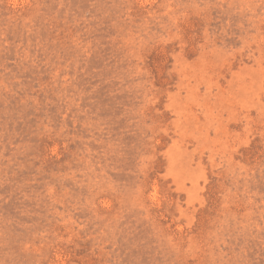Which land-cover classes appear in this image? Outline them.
<instances>
[{"label": "rangeland", "instance_id": "1", "mask_svg": "<svg viewBox=\"0 0 264 264\" xmlns=\"http://www.w3.org/2000/svg\"><path fill=\"white\" fill-rule=\"evenodd\" d=\"M0 264H264V0H0Z\"/></svg>", "mask_w": 264, "mask_h": 264}]
</instances>
